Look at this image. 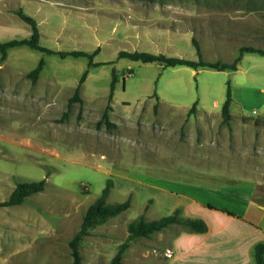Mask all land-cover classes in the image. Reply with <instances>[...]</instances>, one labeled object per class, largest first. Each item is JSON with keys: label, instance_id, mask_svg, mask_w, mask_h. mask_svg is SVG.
I'll list each match as a JSON object with an SVG mask.
<instances>
[{"label": "rangeland", "instance_id": "obj_1", "mask_svg": "<svg viewBox=\"0 0 264 264\" xmlns=\"http://www.w3.org/2000/svg\"><path fill=\"white\" fill-rule=\"evenodd\" d=\"M64 1V7L41 8V0H0V40L29 35V25L13 12L22 8L41 22V45L97 48L93 61L100 63L89 67L81 100L69 103L86 57L21 45L0 58V200L19 180H46L20 204L0 206V264H68L69 240L107 179V202L129 197L130 206L90 227L79 244L81 264H108L129 221L142 213L147 220L170 214L188 195L220 204L224 196L253 191V202L264 205V54L244 52L235 70L117 57L124 49L197 59L194 37L203 60L231 62L241 46L264 49V0H128L136 24L128 28L116 0ZM40 57L45 62L32 81L27 72ZM112 69L117 81L109 119L116 126L98 128ZM166 229L134 238L121 264H161Z\"/></svg>", "mask_w": 264, "mask_h": 264}, {"label": "trees", "instance_id": "obj_2", "mask_svg": "<svg viewBox=\"0 0 264 264\" xmlns=\"http://www.w3.org/2000/svg\"><path fill=\"white\" fill-rule=\"evenodd\" d=\"M25 23L30 27V33L28 36L23 38H11L7 40H0V58L4 60L7 56L8 49L25 45L29 48L41 51L47 54H57L60 57L66 56H84L88 59L87 68L80 75L77 85L74 89L73 95L69 97V103L72 101H80L79 89L81 84L84 82L85 77L88 73V69L91 66L99 65L100 63L94 62L93 57L97 53L98 49H94L89 52L86 50H54L52 48L43 46L40 44V31L38 27L37 20L30 14L22 10V8H16L13 10ZM192 44L195 47L197 59H188L177 55H167L162 52H147L139 50H118L117 57H126L133 60H140L143 62H159L163 66H175V65H186L197 69L199 67H208L216 70H235L237 69V63L241 59L244 52H255L258 54H264V49L255 48L251 46H241L239 48V53L231 62H222V61H206L201 58V51L198 45L197 40L192 37ZM44 58L40 57L37 65L30 69L27 72V76L35 81L39 72L42 70L44 65ZM117 81L116 72L114 69L111 71V80L109 84L108 91V103L104 108L100 119L97 121L96 126L100 128L105 126L106 129H111L116 126L115 122L109 119V110L111 109L110 101L113 97L115 83ZM230 102H231V91L230 86H227L226 98L221 105V116L224 121H227L230 116ZM158 101L153 105L154 109H157ZM197 101H194L191 107L188 110V114L192 113L195 110ZM46 185L45 178L38 180H19L15 184L12 191L9 193L6 199L0 200V206L16 205L20 204L25 200L29 195L40 192L44 189ZM112 186L110 179L106 180L105 186L101 190L99 196L92 201L86 208L79 228L76 230L74 235L69 240L71 261L68 264H81V255L79 251V244L83 236L89 234V229L96 223H102L107 218L114 216L118 213H121L129 208L130 198H126L123 201L119 202H107V197ZM209 207H212L209 205ZM144 209H147V204ZM230 214H233L231 211H228ZM182 225L189 228L195 232H202L206 229L205 222L197 217H189L181 214L179 208H175L172 213L161 216L156 219L147 220L143 213L139 214L136 218L132 219L127 223V235L124 240L118 244L115 254L112 256L108 264H121L122 254L125 249L128 247L129 243L136 237L143 236L148 237L149 235L159 232L167 227L172 225ZM253 257L254 264H264V241L260 240L255 243L253 246Z\"/></svg>", "mask_w": 264, "mask_h": 264}, {"label": "crops", "instance_id": "obj_3", "mask_svg": "<svg viewBox=\"0 0 264 264\" xmlns=\"http://www.w3.org/2000/svg\"><path fill=\"white\" fill-rule=\"evenodd\" d=\"M103 2L112 4L107 1ZM139 2L151 4L153 1L143 0ZM45 3L59 6L66 4L64 0H41V8L44 7ZM71 3L74 4L75 2L67 4L71 6ZM115 5H120L118 10L120 13L118 14L127 13L126 28L135 26L136 24L130 21L131 16L128 14L130 9L128 0H123V2L116 0ZM76 9H80L79 4ZM144 18L149 21L151 17L147 15ZM37 23L40 25L41 22L37 20ZM43 23L46 30L52 27L50 17L46 23ZM127 36L126 33L120 35V37ZM252 195L253 191H243L240 192V196H224L220 204L207 201L203 197L188 195L187 201L175 208H179L181 214L185 216L202 219L206 224V229L202 232H195L182 225L170 226L168 237L165 239L166 251L157 257L160 263L254 264L253 246L260 240L264 241V229L260 226L264 215V205L253 202ZM192 204L195 208L188 210V206ZM202 207L208 212H204L206 210ZM163 230L159 232L163 233L167 229ZM166 252L169 253V256L166 255Z\"/></svg>", "mask_w": 264, "mask_h": 264}, {"label": "built area", "instance_id": "obj_4", "mask_svg": "<svg viewBox=\"0 0 264 264\" xmlns=\"http://www.w3.org/2000/svg\"><path fill=\"white\" fill-rule=\"evenodd\" d=\"M167 255H169V253L166 252Z\"/></svg>", "mask_w": 264, "mask_h": 264}]
</instances>
